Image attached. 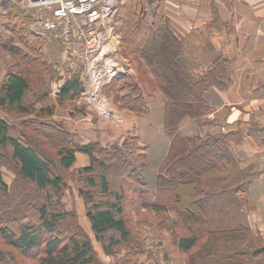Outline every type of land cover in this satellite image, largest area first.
Instances as JSON below:
<instances>
[{"label": "trees", "instance_id": "trees-1", "mask_svg": "<svg viewBox=\"0 0 264 264\" xmlns=\"http://www.w3.org/2000/svg\"><path fill=\"white\" fill-rule=\"evenodd\" d=\"M156 1L158 4L152 7ZM164 1L121 0L120 7L123 12L118 23L121 25L124 55L130 61L139 58L147 66L154 77L156 89L166 98L164 129L170 140V147L167 157L158 168L156 199L153 202L145 200L149 190L146 189L149 185L146 175L148 176V169L151 167L147 153L149 144L142 142L138 134L125 139L121 144L113 143L104 147L101 142H76L74 138L76 133L53 123H48L44 131L53 132L65 139L60 143L58 152L57 163L60 168L69 170L71 174L81 175L87 188L97 187L95 174L100 172L101 191L110 194L116 200L102 205L89 190L79 188V195L87 207L86 217L90 222L94 239L102 244L105 253L112 254V251H118L131 238L130 223L126 219L123 207L119 205L125 199V190L122 188L120 192L111 191V184L107 178L110 171L108 161L115 159L122 164H118L119 166L124 167L123 177L138 182L141 187L140 197L132 202V207L136 203L138 219L157 224L154 229L161 237L164 235L165 243L167 240L164 232L171 233L169 247L166 244L168 252L170 249L172 254H176V251L189 253L198 247L199 252L189 256L187 264H198L199 255L200 258L203 257L205 264H216L218 261L214 258H218L219 255L234 250H246V241L249 237L247 231H250L247 228L225 230L207 228L217 203L214 191L204 188L203 176L214 169L222 170L229 167L233 154L227 146L225 136H209L204 139L182 138L177 127L179 119L183 116L199 118L201 114L209 112V107L206 108L205 93L214 86H226L225 81L230 80L225 68L227 59L214 58L210 68L197 73L200 65L197 63L194 69V61L186 58L184 43L168 24ZM4 3L7 5L6 8L11 9L8 17L14 26H10V29L20 46L25 49L23 56L30 65V71L11 69L6 72L0 87V110L21 116L28 113L24 107L25 96L31 85L27 72L34 77H43L51 70V63L46 54L50 42L37 31L35 19L25 11L12 9L11 3ZM0 47L11 56H19L14 48L4 41L0 42ZM131 77L130 84L125 83L116 89L115 83L118 84L121 80L114 79L104 92L108 94L110 92L115 101L120 102L134 114H146L149 112L150 96L145 95L142 79L136 78L135 75ZM83 90L80 77L66 78L59 85L57 95L59 100H66L67 97H79ZM47 112L48 109L42 110L40 116ZM16 128V124H10L8 120L0 118V149L10 148V159L15 162L19 177L24 181L30 182L38 191L52 190L54 194L58 193L63 185L62 178L54 175V166L40 152L38 143L35 145L28 141L23 131L19 136L11 133ZM78 153L87 155L89 163L76 168ZM2 155L0 151V163ZM4 170L11 171L5 165L0 166V187L10 193ZM30 201L31 199L25 203L27 212L30 210ZM50 207L48 202L37 207L40 222L21 223L16 227L18 234L15 236L6 231L7 220L3 219L2 224L0 221V264L8 260V253L13 254L11 250L25 258L31 256L34 260L38 258V264H100L93 241L87 233H83L78 219L77 226L73 221L69 222V236L66 239L53 234L61 227L62 218L72 220L71 216L76 218L78 215L72 212L61 214L58 208L51 210ZM15 211L12 223L17 219L16 213L20 214L18 208ZM111 233L113 235L109 237ZM2 244H5V248ZM6 248L11 250L7 251ZM138 250L139 246L136 244L133 255ZM263 253L264 246H261L254 250L252 256ZM11 256L13 264H20L14 254ZM151 261H154V257ZM243 262L245 264V261ZM226 263L229 261L220 260V264Z\"/></svg>", "mask_w": 264, "mask_h": 264}, {"label": "crops", "instance_id": "crops-1", "mask_svg": "<svg viewBox=\"0 0 264 264\" xmlns=\"http://www.w3.org/2000/svg\"><path fill=\"white\" fill-rule=\"evenodd\" d=\"M157 4L158 1L152 7ZM164 4L168 24L184 43L186 58L194 61V69L200 65L197 73L210 68L214 58L227 59L225 68L230 80L225 81L226 86H214L205 93L206 108L209 107V112L201 114L199 118L189 115L181 117L177 131L182 138L226 137L227 146L233 154V162L225 170L204 175L203 186H208V189L212 190L214 186H223L220 187L222 192H218L223 194L228 191L227 186H233L237 181L231 177L234 173L246 174L244 182L237 187H247V191L242 193L247 195L251 209L248 226L254 236L257 233L262 234V237L259 235L256 237L261 246H264V0H165ZM122 38V34H119L112 57L119 64L130 65V59L123 53ZM58 43L50 41L49 48L52 49L50 55L47 54L50 63L54 62L51 55L55 54V57H58L62 51ZM59 65L61 66H58V70L51 69L44 76L43 92L47 96L44 106L60 103L57 90L63 80L60 76L65 74L62 68L65 61L61 55ZM132 70L135 74L136 69L133 67ZM2 75L0 70V87L5 74ZM85 81L86 78L83 77L84 86ZM111 84L103 86L96 93L97 101L93 100V96L88 97L92 90L85 87L78 97L81 98L79 102H101L103 90ZM159 92L148 98L149 112L146 114L137 115L126 109L121 110L113 99L114 105L110 104L113 109L109 113L115 112L114 117L103 115L101 111L103 109L100 107L98 109L102 116L96 118L101 124L112 123L107 133H111L112 127L117 136L110 141L118 139L122 134L135 131L142 142L149 144L147 153L151 167L146 178L150 201L156 199L158 168L167 157L170 147V140L164 129L166 98L160 90ZM105 96L107 99L110 98ZM57 111L61 113L59 109ZM92 116L86 117L84 113H78L75 121L85 123ZM88 125L91 127L87 129L82 126L83 132L79 130L80 137L97 138L98 135L105 137L107 130L99 131L101 129L99 125L98 127L91 123ZM77 157L76 168L89 163L87 155L78 153ZM228 177L230 183L223 185ZM223 188L227 191L224 192ZM220 211L218 204L210 218L220 215ZM248 264H264V253L252 256Z\"/></svg>", "mask_w": 264, "mask_h": 264}, {"label": "rangeland", "instance_id": "rangeland-1", "mask_svg": "<svg viewBox=\"0 0 264 264\" xmlns=\"http://www.w3.org/2000/svg\"><path fill=\"white\" fill-rule=\"evenodd\" d=\"M12 9H18L20 11H23V9L19 8L16 5H11ZM122 3L121 0L118 1L117 4V11L113 15L112 24H113V30L116 34H122L121 31V25L118 24L123 10H121ZM7 5L4 3H0V42L4 41L6 44L10 45V47L14 48L15 52L19 54V56H11L9 52L7 53L0 47V70L2 71L3 75L6 74L8 70H20L23 72L22 69L29 70L30 71V65L27 60H25L24 56V48L20 46L19 41L17 38H15L14 33L11 31L10 26H14L13 21L8 17V14L10 13V8H6ZM37 31L39 30V24L36 25ZM46 36L47 40L49 41L48 35ZM54 41V39H51ZM58 45H60V41L56 40ZM50 42V41H49ZM62 51L59 52V56L55 57V54L51 55V59L54 58V62L51 63V68L53 70H58L59 62H60V55L63 56L64 61L66 60V48L65 45ZM49 46L46 48V54L49 53L52 49L51 47L47 51ZM21 53V56H20ZM50 58V57H49ZM135 60V61H134ZM130 61V65H123L125 73L121 74L120 76H115L113 79H119L121 80L118 84L115 83V89L120 86H122L125 83H131L132 82V75H135L136 78L142 79V83L145 88V95L146 97L152 96L160 93L158 89H156V85L153 80V76L150 73L149 69L145 64L140 61V59H134ZM62 63V62H61ZM132 65V66H131ZM136 69L135 74L133 73L132 68ZM62 68L65 72V74L61 75L60 77L63 79H71L74 76H71L67 71L65 65H62ZM27 76L30 80V90L25 96L24 100V107L28 110V113L21 114V116H18V114H11L9 112H4L0 110V118L8 120L10 124H16L17 128L13 129L11 133L13 135L19 136L22 134V131L24 134H26V137L28 141H31V143H35L37 145L40 152L45 155L46 159H48V162L51 163V165L54 166L53 172L54 175H59L63 180V185L61 187V190L58 191V193H55L50 191H38L37 188H35L33 185H31L30 182L24 181L21 177H19V171L15 164V162L10 159L11 151L10 148L3 150L0 149L2 152V159L0 166L5 165L8 167L11 171H3L4 175L6 174V180L9 183V189L10 193L5 192L0 187V219L1 224L3 223V219L7 220L6 222V231L13 236L17 235L18 229H16L17 226L21 225V223L24 222H36L39 223L38 218V211L37 207H39L42 204H46L48 202V205L51 206V210H56L55 208L59 209V213L65 214L66 212H72L78 215V217L74 218L71 216V219H67V217L61 219V227L59 229H56L53 234L59 235L60 238L66 239L68 234V227L69 222L73 221V223L77 226V220L80 222L82 226L83 233H87L89 237L92 239L94 248L96 250V253L98 254V260L100 261V264H187L186 261L188 260V257L193 256V254H196L199 252V248L196 247L193 249L192 252L189 253H180L179 251H176V254H172V251L169 252L166 249V244L169 247L170 232H164L167 243L164 242V235L162 234V237L159 235L155 228L157 227V224H150L148 222H144L138 219V211L137 208H135L136 203L132 207V202L140 197L139 192H142L141 187L138 185V182H132L130 181L126 176L123 177L122 170L124 167L119 166V160L112 159L108 161L110 171L108 172V181L110 182L111 191H117L120 192L122 188L125 190L124 200L123 202L119 203L124 209V212L126 214V219L130 223V230H131V238L128 243H125L123 246H121L118 251L114 252L112 251V254L105 253L102 247V244L98 243L94 239V235L91 231V227L89 224V221L86 217V210L87 207L85 205L84 200L79 195V188H83L84 190H89L96 198V200L101 203L102 205L116 202V200L110 195L103 193L100 188V172H97L96 178H97V187L94 188H87L85 184V180L83 177L78 176L76 174H71L69 170H63L58 165V152L60 150V143L64 142V137L58 136L57 134L53 132H45L44 127L48 123L56 124V126H62L66 130L70 131L71 133H76L74 137L76 142L81 143H87V142H102L100 143L102 146H110L114 143L121 144L125 139L133 138L136 136V132H130L128 134H122L118 137V139L114 141H110L111 138H115L117 136L116 132H113L112 127L110 128L111 133L108 134L109 131V125L112 126V123L109 122V124H101L100 122L96 120V118H99V116H102L99 113L98 108H102L106 112H110L113 107L111 105H114L112 103V100L114 99L113 95L110 94L108 88V93L104 92V94L101 97V102H90V103H81L79 102L80 99L78 97H67L66 100H59V104H52L44 106L45 100H47V96L44 95L43 88L45 84V78L43 77H34L30 75V72H27ZM2 75V76H3ZM5 76V75H4ZM80 76V75H79ZM3 78V77H2ZM127 80V81H126ZM114 81V80H113ZM113 81L111 83H113ZM84 83L82 82V85ZM84 87V85H83ZM85 89V87H84ZM104 91V90H103ZM93 92V90H92ZM92 92L88 95V97H92ZM109 96L110 98L107 99L106 96ZM86 99V97H84ZM83 102V101H82ZM111 104V105H110ZM116 104L118 105L121 110L126 109L130 111L128 108H125L123 105L120 104V102L116 101ZM59 105L61 108H59ZM43 107V108H42ZM116 107V109H118ZM48 109L47 113H44L42 116H40V112L42 110ZM61 113H58V110ZM113 114L115 112L111 111ZM131 112V111H130ZM82 114L87 116H92L93 114H96V116H92V118L88 121L84 122H77V114ZM98 116V117H97ZM37 118V119H36ZM43 119V120H42ZM46 120V121H44ZM99 120V119H98ZM53 121V122H52ZM68 121V122H67ZM74 121V122H73ZM56 122H60L62 124H58ZM94 122V123H92ZM88 123H91L93 126L95 125L98 127L99 125V131L103 130L105 132V137L102 138L101 136H97V138H82L80 137V132H83L82 126L84 129H87L91 127L88 125ZM115 124H113L114 126ZM118 125V124H117ZM115 125V126H117ZM125 130V129H124ZM88 131V130H87ZM43 134V135H39ZM93 134V133H92ZM64 146L66 144L64 143ZM233 162V161H232ZM231 162V163H232ZM228 168V167H227ZM225 168V169H227ZM222 169V170H225ZM219 169H214L210 172H217ZM219 170V171H222ZM209 172V173H210ZM17 173V174H16ZM227 174V173H225ZM207 175V174H205ZM234 176H231L232 178L236 179L237 181L233 186H227V190L223 188V191H227L223 194H218V192H222V189L220 187L223 186H214L213 191L214 194H218L215 197V200L221 208V213L215 218H210V222L207 225V228L212 230H225V229H231V228H247L248 239L246 241L247 243V249L244 251L240 250H234L231 252H227L226 254H223L222 256L219 255L218 259L215 257V261H218L216 264H220V260H227L229 263L226 264H244L243 261H245V264H248L249 259L252 257V254L254 250H256L258 247H261V243L259 240H257L256 235H259V237H262L261 233H257L255 236L253 235L250 227L248 226L249 221V213L251 211L249 204H248V197L246 194H243L242 191H247V187L240 186L242 182L246 179V174L243 173H234ZM126 177V178H125ZM230 178L228 177L226 182L223 183V185H227L230 182ZM240 181V182H239ZM66 183V184H64ZM237 187V188H236ZM205 189H208V186L205 187ZM148 190V187L146 188ZM184 189V188H183ZM182 189V191H183ZM212 190V189H210ZM143 193V197H144ZM150 191H147L145 200L150 201L151 197H149ZM30 201V210L26 211V204ZM154 200H152L153 202ZM11 207V208H10ZM20 210V214L16 213V221L11 222V219H13L15 216H13V213H15V209ZM219 209V208H218ZM3 212V213H2ZM11 212V213H10ZM144 212L145 209H144ZM2 213V214H1ZM150 213V212H149ZM82 216V217H81ZM160 216V215H159ZM81 217V218H80ZM164 219H167L166 216H163ZM251 218V217H250ZM82 219V220H81ZM164 221V220H163ZM62 228V229H61ZM179 228V227H178ZM70 230V229H69ZM71 233V232H70ZM113 233L109 235L111 237ZM49 238V235L47 236ZM138 244L139 250L133 255L134 253V247ZM2 246L5 248V244H2ZM200 247V244H199ZM1 248V247H0ZM172 248V247H170ZM7 251H10V248H6ZM160 250V252L158 251ZM13 252L14 256L17 258V261L20 264H38V258L34 260V257H23L19 253L15 251ZM241 252H246V254H243ZM171 253V254H170ZM225 253V252H223ZM8 260L3 262V264H13L11 262L12 260V253H8ZM109 254V255H108ZM154 257V261H151V258ZM203 257L198 259V264H205L203 261ZM214 261V262H215Z\"/></svg>", "mask_w": 264, "mask_h": 264}, {"label": "built area", "instance_id": "built-area-1", "mask_svg": "<svg viewBox=\"0 0 264 264\" xmlns=\"http://www.w3.org/2000/svg\"><path fill=\"white\" fill-rule=\"evenodd\" d=\"M4 2L35 19L40 34L48 35L50 41L59 40L62 49L65 45L66 71L81 80L86 78L84 87L93 90L94 101L103 86L125 73L124 66L112 57L119 40L112 24L118 0H0Z\"/></svg>", "mask_w": 264, "mask_h": 264}]
</instances>
